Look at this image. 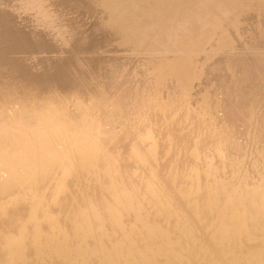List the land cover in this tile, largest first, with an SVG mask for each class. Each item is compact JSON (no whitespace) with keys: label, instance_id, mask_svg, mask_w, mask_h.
Returning <instances> with one entry per match:
<instances>
[{"label":"bare ground","instance_id":"6f19581e","mask_svg":"<svg viewBox=\"0 0 264 264\" xmlns=\"http://www.w3.org/2000/svg\"><path fill=\"white\" fill-rule=\"evenodd\" d=\"M0 264H264V0H0Z\"/></svg>","mask_w":264,"mask_h":264}]
</instances>
